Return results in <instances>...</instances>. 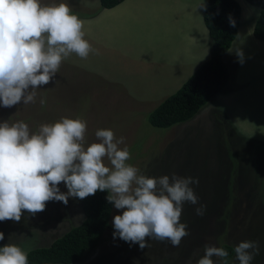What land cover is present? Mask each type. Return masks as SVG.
I'll list each match as a JSON object with an SVG mask.
<instances>
[{
  "label": "rangeland",
  "instance_id": "rangeland-1",
  "mask_svg": "<svg viewBox=\"0 0 264 264\" xmlns=\"http://www.w3.org/2000/svg\"><path fill=\"white\" fill-rule=\"evenodd\" d=\"M207 1L134 0L125 4L126 10L120 8L106 18L100 13L98 0H41L46 6L68 4L85 21L84 39L98 54L92 52L87 59L71 54L62 61L53 82L37 92L34 104L0 107V122L23 121L30 131L37 132L41 124H51L62 117L82 119L87 122L86 146L98 142L96 130L111 129L117 138H125L121 147L127 146L135 154L137 160L127 163L149 177L176 174L198 178V185L192 187L199 203L206 205L205 214L197 216L195 208L199 204L184 203L180 220L187 224L190 235L182 239L179 247H172L167 241L149 240L150 247L143 250L113 239L112 218L121 213L112 207L110 228L96 248L87 252L86 259L74 264H197L205 245L220 247L225 242L234 250L244 240L259 242L260 254L252 264H264V224L245 219L242 212L231 218L228 237L216 242L223 233L219 215L229 208L232 214L237 207L242 208L237 192L248 181L251 168L254 184L259 185L255 192L264 194V164L258 157H264V152H259L264 143V42L252 35L258 9L245 0H235L243 16L224 57L233 75L229 88L211 100L188 125L155 129L146 119L181 87L155 85L151 75L160 71L164 78L161 57L156 54L160 47L168 48L162 31L174 34L172 43H177L176 49H191L198 42L204 60L209 58L208 33L202 17ZM155 18L160 22H155ZM181 32L190 38L180 40ZM238 50L243 53V64L238 62ZM165 73L170 76L172 70L166 69ZM220 116L222 120H217ZM58 187L61 192L67 191L63 183ZM82 218L81 204L76 198H69L67 205L47 202L43 212L31 215L25 211L19 222H0V232L4 234L0 247L18 244L26 252L47 247ZM212 259L214 264H222L221 258ZM228 264H238L235 253Z\"/></svg>",
  "mask_w": 264,
  "mask_h": 264
},
{
  "label": "clouds",
  "instance_id": "clouds-1",
  "mask_svg": "<svg viewBox=\"0 0 264 264\" xmlns=\"http://www.w3.org/2000/svg\"><path fill=\"white\" fill-rule=\"evenodd\" d=\"M84 23L66 3L0 0V107L34 104L64 59L73 53L81 59L98 54L84 39ZM229 25L235 27L231 17ZM236 55L243 64V53L238 50ZM86 130L87 122L78 118L41 124L37 132L23 121L0 122V222H19L25 211L43 212L47 202L67 205L69 198L83 200L100 191L108 193L107 202L121 213L112 218L113 239L141 250L150 247L149 240L179 247L190 235L180 220L184 203L199 204L197 216L206 211L192 187L198 178L141 174L127 163L131 154L127 146L121 147L124 137L99 129L98 142L86 146ZM61 183L66 192L58 187ZM234 253L238 264H252L260 254L259 242L241 241ZM228 256L223 247L205 245L197 264H214L213 257L228 264ZM0 264H29L28 252L7 243L0 247Z\"/></svg>",
  "mask_w": 264,
  "mask_h": 264
},
{
  "label": "trees",
  "instance_id": "trees-1",
  "mask_svg": "<svg viewBox=\"0 0 264 264\" xmlns=\"http://www.w3.org/2000/svg\"><path fill=\"white\" fill-rule=\"evenodd\" d=\"M100 9H111L125 0H98ZM249 5L258 9L252 35L264 42V0H245ZM101 9V10H102ZM242 9L235 0H208L202 11L204 26L208 33L209 58L202 63L195 72L172 95L164 99L149 115L146 116L148 124L155 129H169L175 125L190 124L207 104L217 95L229 88L232 82V73L224 63V57L229 51L240 26ZM229 17L235 21V27L229 25ZM222 116L217 120H222ZM222 128V127H221ZM255 142V140H253ZM259 142V141H257ZM259 152H264V143ZM132 160L134 153L131 152ZM254 156V155H253ZM259 161L264 157L258 156ZM245 186L242 185L240 196L242 208L237 207L235 212L224 211L218 217L223 233L216 238V242L222 241L228 233L232 217L239 212L243 213L247 220L253 223L257 221L264 224V194L259 191V185L254 184L253 168L247 175ZM250 189L251 192H247ZM264 191V189H263ZM250 194V198H243ZM108 193L98 191L95 195L83 200L76 198L81 204L82 220L71 227L64 235L55 239L47 247L35 248L28 252L29 264H74L83 262L89 251L94 250L110 228V215L112 205L106 200ZM231 197H228L230 199ZM244 205L246 208H244ZM241 209V211H240ZM247 212L248 214H245ZM220 247L225 248L231 260L234 250L223 242ZM89 252V253H87ZM87 253V254H86ZM222 261V260H221ZM175 264V262L171 263ZM223 264V261H222Z\"/></svg>",
  "mask_w": 264,
  "mask_h": 264
},
{
  "label": "crops",
  "instance_id": "crops-1",
  "mask_svg": "<svg viewBox=\"0 0 264 264\" xmlns=\"http://www.w3.org/2000/svg\"><path fill=\"white\" fill-rule=\"evenodd\" d=\"M134 0H125L121 4H119L115 8H111L108 10H101L100 13H102L106 18L112 14L113 12H118L120 8H124L125 10L127 9L125 7V4H129L133 2ZM98 7V5L96 4ZM204 8V6H203ZM203 11V10H202ZM200 12V10H199ZM243 16V11L241 14V17ZM88 17H86L85 20H87ZM159 21V18H155V22ZM160 22V21H159ZM160 24V23H159ZM103 24L100 23V27H102ZM151 34L153 35V31H151ZM163 37L166 36L165 38V43L168 45V48L166 47L164 50L161 49V47L157 50V56L161 57L159 59L160 63L162 64V67L164 69V78L161 76V72L157 71L152 73V77L155 79V85L158 86H168L171 84V86H181L191 75L192 70L194 69L195 66L196 69L204 63L206 60H204V54L199 46V43L197 42L191 49L188 47H181L177 48V43L176 46L173 45L172 41L174 38V34L168 31H162ZM190 38V36L185 33L181 32L179 39L182 41H187ZM91 40H93L90 37ZM197 39V38H195ZM228 53V52H227ZM166 69H171L172 70V77L168 76L165 73ZM141 84V83H140ZM126 93H124L123 96H125ZM131 96L136 98L135 93H131ZM137 99V98H136Z\"/></svg>",
  "mask_w": 264,
  "mask_h": 264
}]
</instances>
